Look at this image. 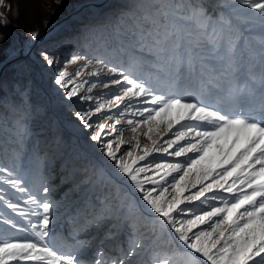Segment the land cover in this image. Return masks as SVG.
<instances>
[{
  "label": "snow or ice",
  "instance_id": "1",
  "mask_svg": "<svg viewBox=\"0 0 264 264\" xmlns=\"http://www.w3.org/2000/svg\"><path fill=\"white\" fill-rule=\"evenodd\" d=\"M139 7L138 15L129 14L131 34L139 52H147V72L128 62L75 56L71 62L84 59L83 67L73 77L59 71L55 78L69 100L85 85L89 91L118 87L106 103L76 116L94 129L91 141L145 202L143 208L116 203L89 224L115 220L127 233L125 246L110 256L83 241L67 244L54 223L49 227L55 207L50 187L34 190L16 166L0 165V204L20 218L0 215V264H138L133 258L143 253L148 259L142 264H202L200 258L264 264V0H150ZM0 22H7L3 14ZM38 36L30 34L33 41ZM41 55L49 66L58 63L54 54ZM88 69L98 79L77 83ZM125 101L117 118L90 123L94 114ZM108 121L126 122L134 143ZM142 127L150 145H141ZM125 143L130 148L118 155ZM153 153L185 159L137 167Z\"/></svg>",
  "mask_w": 264,
  "mask_h": 264
},
{
  "label": "rangeland",
  "instance_id": "2",
  "mask_svg": "<svg viewBox=\"0 0 264 264\" xmlns=\"http://www.w3.org/2000/svg\"><path fill=\"white\" fill-rule=\"evenodd\" d=\"M148 3L150 0H3L0 5V14L7 21L0 22V165L16 166L34 190L42 183L50 187L48 197L55 207L49 227L54 223L57 235L67 244L83 241L90 245V251L103 247L110 256L117 254L118 247L125 246L126 231L122 226L116 227L115 220L89 224L116 203L131 202L143 208L145 202L127 177L113 167L114 162L99 150L100 146L91 141L94 129L85 128L76 112L93 111L97 103H106L116 94L118 87L97 86L89 91L85 85L78 97L69 100L66 90L55 84V78L59 71H67L73 77L83 67L84 59L71 62L75 56L104 57L113 64L128 62L136 72H147V52H139L131 34L133 20L129 14L138 15L139 6ZM32 32L39 34L35 41L30 38ZM42 53L54 54L58 63L47 65ZM90 71H84L76 82L96 81L97 77L88 75ZM11 91L16 93L15 97ZM85 95L93 99L81 100ZM126 103L114 106L111 112L105 108L94 114L90 123L102 122L106 115L117 118ZM127 118L141 119L125 116L124 120ZM108 123L117 134L123 132L125 141L134 143V134L126 122ZM146 131V127L138 130L141 145L151 144L146 136L140 135ZM153 138L159 136L154 132ZM127 148L130 144L121 145L118 155ZM137 154L143 152L137 150ZM165 159L175 161L185 157L153 153L137 167L148 160ZM10 198L15 200V196ZM22 207L28 206L22 204ZM0 215L20 220L3 204ZM147 259L148 253L133 258L138 264Z\"/></svg>",
  "mask_w": 264,
  "mask_h": 264
},
{
  "label": "trees",
  "instance_id": "3",
  "mask_svg": "<svg viewBox=\"0 0 264 264\" xmlns=\"http://www.w3.org/2000/svg\"><path fill=\"white\" fill-rule=\"evenodd\" d=\"M16 72H17L16 74H18L19 73V69H17ZM10 94H11L12 97L16 96V93L14 91H11ZM88 157H90V156L88 155ZM200 259H201V261H203V258H200Z\"/></svg>",
  "mask_w": 264,
  "mask_h": 264
},
{
  "label": "bare ground",
  "instance_id": "4",
  "mask_svg": "<svg viewBox=\"0 0 264 264\" xmlns=\"http://www.w3.org/2000/svg\"><path fill=\"white\" fill-rule=\"evenodd\" d=\"M96 12H97V11H96ZM105 13L107 14L106 11H105ZM109 14H110V13H109ZM86 15H87V14H86ZM104 16H105V15L101 16L100 18H104ZM72 19H73V18H72ZM113 23H114V22H113ZM72 29H73V28H72ZM70 30H71V29H70ZM79 30H80V29H79ZM82 31H83V30H82ZM93 32H94V31H93ZM97 34H98V33H97ZM95 35H96V34H95ZM107 35H108V33H107ZM106 37H107V36H106ZM106 37H105V38H106ZM11 73H12V72H11ZM13 74H14V73H13ZM45 99H46V98H45ZM51 106H52V105H51ZM50 108H51V107H50Z\"/></svg>",
  "mask_w": 264,
  "mask_h": 264
}]
</instances>
